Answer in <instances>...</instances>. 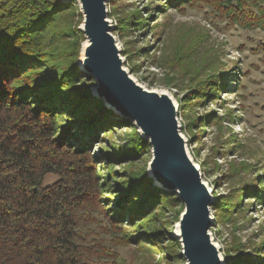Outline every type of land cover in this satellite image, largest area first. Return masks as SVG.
I'll return each instance as SVG.
<instances>
[{
	"label": "trees",
	"instance_id": "trees-1",
	"mask_svg": "<svg viewBox=\"0 0 264 264\" xmlns=\"http://www.w3.org/2000/svg\"><path fill=\"white\" fill-rule=\"evenodd\" d=\"M118 1H109V17L117 23L112 31L129 45L134 42L132 33L143 29L150 12L159 9L142 13L131 7L117 13ZM163 1L165 7L181 12L208 9L232 27L264 30V0ZM81 22L75 2L0 0V264H124L115 250L88 229L99 223L95 216L106 222L105 231L121 233L117 246L134 243L140 249L157 250L168 227L160 223L163 211L172 203L181 205L175 194L153 187L144 168L134 165L150 147L132 123L117 117L91 94L93 80L77 65L84 41L77 29ZM144 51L140 48L133 55L146 56ZM168 61L158 58L160 66ZM201 70V66L196 69L197 82L185 96L184 102L193 106L195 99L206 104L219 92L232 93L230 80L235 88L240 85L238 67L233 69L237 74L215 68L196 77ZM183 107L188 108L186 119H191V107ZM211 117L203 116L202 125L210 123ZM222 118L234 122L230 111ZM122 124H128L124 127L133 133L121 139H127L119 147L121 152L106 153L109 146H117L101 144L105 133L112 135ZM94 144L101 147L98 157L91 151ZM236 146L243 148L241 143ZM118 161L127 162L126 175L119 181L113 171V162ZM100 164L106 165L103 175ZM253 167L247 162L231 166L230 178L239 177L240 185H233L229 195L211 204L218 225H233L239 217L245 218V207L236 195L259 201L262 194L264 202V191L259 189L264 172L259 173L260 166L256 171ZM48 175L57 179L43 186ZM114 194L117 201L112 203ZM110 202L109 208L105 204ZM173 241L166 243L165 264L182 259ZM234 242L224 258L227 264H264V242H252L255 258L242 253L239 241Z\"/></svg>",
	"mask_w": 264,
	"mask_h": 264
},
{
	"label": "rangeland",
	"instance_id": "rangeland-1",
	"mask_svg": "<svg viewBox=\"0 0 264 264\" xmlns=\"http://www.w3.org/2000/svg\"><path fill=\"white\" fill-rule=\"evenodd\" d=\"M163 3V0H153L150 4L146 0L118 1L119 11L117 13L131 7L137 8L142 13L146 12V9L148 12L153 11L156 7L159 10L150 12V19L145 18V27L150 29L145 30L144 27L133 32L132 41L134 42L129 45L118 36L117 31H112L111 34L120 49L125 69L131 73L130 76L134 81L148 91L166 93L176 107L180 134L185 140L187 153L199 168L202 181L211 197L210 227L207 232L212 243L216 245L219 255L222 256V264H227L225 255H227V250L231 251L230 248L235 244V240L239 241L240 246L244 248L242 253L255 258L250 246L253 243L257 245L259 242H264L263 195H259V201L248 197L240 198V195H236V199H239L245 207L244 215L242 214L245 218L239 217L233 222V225L231 223L218 225L214 219L211 204L222 196L229 195L233 185L234 188L239 187V177H235L233 180L230 178L232 165L247 162L254 164V171L260 166L259 173L264 172V30L232 27L226 21L214 17L210 10L205 8L199 10L188 8L181 12L175 8L165 7L166 4ZM76 6L78 8L77 4ZM158 11L161 13L158 14ZM107 12L108 20L111 21L114 29L117 23L109 17L111 12L109 6ZM79 26L80 24L77 29ZM140 48L147 49L142 53L146 56L135 57L133 53ZM160 56L169 60L168 64L160 66L158 62ZM199 66L202 67L201 72L196 76L199 78L215 68L228 71L229 74H237L233 72V69L234 66L238 67L240 68L238 74L240 85L235 88L234 83L230 80L228 85H230L232 93L219 92L218 98L206 104L205 101L201 103L199 99L193 100L194 106L190 102H184L185 96L188 94L187 88L195 84L194 81L197 82L194 77ZM93 83L90 87L92 95V88L95 86L94 80ZM183 104L191 107L189 113L193 112L190 117L193 119V124L189 123L191 119H186L184 113L188 108H184ZM227 111H230V115L234 119L232 124L222 118L225 117ZM209 115L212 116L211 122L202 125L203 116ZM219 118L223 120L217 121ZM124 126L129 125L122 124L120 127L114 128L113 136L111 132L105 133V137H107L103 138L104 141L101 144L117 146L116 149L109 146L106 153L121 152L119 147L121 148L127 140L121 139H124L126 134L133 133V130ZM188 127L194 128V130L189 132ZM101 136L102 134L99 135L100 138ZM237 143H241L243 148L236 146ZM100 148L96 144L92 146L91 151L96 157L102 153ZM150 160V150L148 152L146 150V153L134 162L137 168L141 166L144 168L146 177L149 179L147 165ZM214 163L217 166H214ZM113 164V171L117 174L116 180L119 181L126 175L127 162L118 161ZM105 167L106 165L103 164L100 166L101 175L105 174ZM56 179L57 177L53 175L46 176L43 186L52 184ZM250 179L252 180V178ZM152 186L156 187L154 184ZM259 189L264 191V182ZM164 194L174 193L164 192ZM115 195L111 198L112 203L117 201ZM111 202L105 205L110 208ZM172 205V208L167 206V210L163 211L164 217L160 223H168V227L165 233L163 231L164 243L160 244V248L157 250L140 249L134 243H130L128 246H117V242L121 239V233L105 231L108 226L99 216H95L99 223L96 226L90 225L88 229L92 230L98 239L103 240L106 247L115 250L124 264H165L166 243L176 233V225L183 211L182 204L172 203ZM173 243L174 250L180 254V242L175 240ZM262 246L264 247V245ZM166 264H185V261L177 259Z\"/></svg>",
	"mask_w": 264,
	"mask_h": 264
},
{
	"label": "water",
	"instance_id": "water-1",
	"mask_svg": "<svg viewBox=\"0 0 264 264\" xmlns=\"http://www.w3.org/2000/svg\"><path fill=\"white\" fill-rule=\"evenodd\" d=\"M60 1L78 5L82 18L78 30L84 39L78 68L94 80L93 96L119 118L132 123L150 147L147 173L153 184L166 193H174L183 205L172 236L180 242L179 256L185 264H222V256L207 232L211 197L199 168L187 153L172 100L166 93L144 89L125 69L111 34L113 26L107 12L110 0Z\"/></svg>",
	"mask_w": 264,
	"mask_h": 264
},
{
	"label": "bare ground",
	"instance_id": "bare-ground-1",
	"mask_svg": "<svg viewBox=\"0 0 264 264\" xmlns=\"http://www.w3.org/2000/svg\"><path fill=\"white\" fill-rule=\"evenodd\" d=\"M108 6H109V4H108Z\"/></svg>",
	"mask_w": 264,
	"mask_h": 264
}]
</instances>
